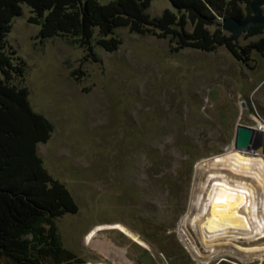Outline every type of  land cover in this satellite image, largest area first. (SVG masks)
<instances>
[{"label": "rangeland", "instance_id": "obj_1", "mask_svg": "<svg viewBox=\"0 0 264 264\" xmlns=\"http://www.w3.org/2000/svg\"><path fill=\"white\" fill-rule=\"evenodd\" d=\"M165 8L176 12L169 0H152L147 12L159 16ZM31 15L22 4L5 36L25 67L9 81L24 84L32 110L52 124L36 153L78 207L54 218L62 245L81 259L60 264H164L162 256L167 264H264L227 254L201 262L178 229L196 166L236 154L237 125L264 128V50L251 49L247 62L225 46L173 51L168 36L119 27L111 35L120 40L113 51L96 43L94 30L92 55L65 36L41 38ZM260 36L244 31L235 43ZM254 159L264 163V153ZM116 223L147 248L116 229L85 240L94 228Z\"/></svg>", "mask_w": 264, "mask_h": 264}, {"label": "trees", "instance_id": "obj_2", "mask_svg": "<svg viewBox=\"0 0 264 264\" xmlns=\"http://www.w3.org/2000/svg\"><path fill=\"white\" fill-rule=\"evenodd\" d=\"M151 1L0 0V264L81 262L62 245L54 222L55 217L76 213L77 204L36 153V144L49 139L53 126L32 110L28 88L9 81L25 71L23 61L5 41L22 4L30 7L33 15L28 21L39 25L41 38L65 36L92 55L94 30L96 43L113 51L120 40L111 35L119 27L140 35L168 36L173 51L185 47L213 51L225 46L236 59L247 62L251 49L264 50V24L247 29V35L261 36L241 47L218 24L217 17L247 21L252 16L251 0H169L176 12L165 8L154 17L147 12Z\"/></svg>", "mask_w": 264, "mask_h": 264}, {"label": "bare ground", "instance_id": "obj_3", "mask_svg": "<svg viewBox=\"0 0 264 264\" xmlns=\"http://www.w3.org/2000/svg\"><path fill=\"white\" fill-rule=\"evenodd\" d=\"M237 150L203 160L195 168L189 208L178 229L184 245L201 262L225 254L243 261L264 259V163L254 159L263 153ZM103 229H116L147 248L118 223L94 228L85 240Z\"/></svg>", "mask_w": 264, "mask_h": 264}, {"label": "water", "instance_id": "obj_4", "mask_svg": "<svg viewBox=\"0 0 264 264\" xmlns=\"http://www.w3.org/2000/svg\"><path fill=\"white\" fill-rule=\"evenodd\" d=\"M264 0H251L249 6L252 11V16L247 21H239L234 17L224 18L220 21L219 27L228 32L230 39L237 42L240 34L251 26H259L264 24V13L262 6ZM234 149L253 150L258 153H264V133L258 127L239 124L235 129V137L233 143ZM162 262L167 264V261L162 256Z\"/></svg>", "mask_w": 264, "mask_h": 264}, {"label": "built area", "instance_id": "obj_5", "mask_svg": "<svg viewBox=\"0 0 264 264\" xmlns=\"http://www.w3.org/2000/svg\"><path fill=\"white\" fill-rule=\"evenodd\" d=\"M259 127V126H258ZM260 128V127H259Z\"/></svg>", "mask_w": 264, "mask_h": 264}]
</instances>
